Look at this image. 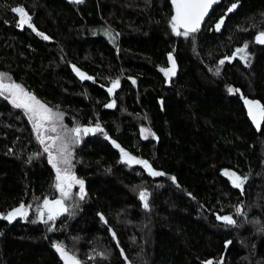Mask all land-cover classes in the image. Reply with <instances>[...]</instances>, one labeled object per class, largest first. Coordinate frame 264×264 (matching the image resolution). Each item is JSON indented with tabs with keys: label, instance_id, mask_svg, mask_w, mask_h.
<instances>
[{
	"label": "trees",
	"instance_id": "16d2710c",
	"mask_svg": "<svg viewBox=\"0 0 264 264\" xmlns=\"http://www.w3.org/2000/svg\"><path fill=\"white\" fill-rule=\"evenodd\" d=\"M257 32L264 0H219L187 37L172 30L169 0H0V79L62 114L45 128L67 135L68 171L84 182L61 196L44 151L51 132L41 144L25 110L0 95V264H66L57 244L79 264H264V121L257 128L242 101L264 105ZM97 125L78 140L71 132ZM55 198L66 211L41 218ZM21 205L26 216L5 218Z\"/></svg>",
	"mask_w": 264,
	"mask_h": 264
},
{
	"label": "snow or ice",
	"instance_id": "6c2138e0",
	"mask_svg": "<svg viewBox=\"0 0 264 264\" xmlns=\"http://www.w3.org/2000/svg\"><path fill=\"white\" fill-rule=\"evenodd\" d=\"M76 3H82L83 0H74ZM216 2V0H172V3L175 7V15L172 17V30L177 36H185L187 37L190 33L196 32L204 17L208 14L209 8ZM236 5L233 4L229 9L231 11L235 8ZM13 12L18 13L20 16V25L23 26L27 24L29 27H32L30 20L31 17L25 12L22 7H16L12 9ZM223 23V19L217 24V29H219L220 25ZM180 29H184L183 32ZM42 35V34H41ZM44 39H48V37H44ZM257 42L264 43V32L260 33L257 36ZM238 51H243L240 49ZM169 60H172L171 55H169ZM221 64L224 61L220 62ZM175 64L173 61V68L165 71V75L169 73L174 74ZM77 74L80 75L81 79H87L83 73L76 70ZM3 74H0L2 76ZM119 86V81H113V88H110L108 91L112 93L115 87ZM229 91H233L229 89ZM4 93H9L11 96V103L16 108H22L25 110L28 115V119L33 123L34 131L37 133L38 139L41 144L45 143L44 133L45 131L55 132V126H51L50 128H45L46 124H52L54 121V117L60 116L62 114L58 112H53V110L47 107L45 104L41 103L35 96L31 95L27 91H25L22 86L18 84H5L2 79H0V95ZM246 105L248 106V114L252 118L257 128H260L261 121H264V105H261L258 101L245 100ZM112 104L107 105V107H112ZM99 130V126L96 128H84L81 129L79 127L73 128L71 132L75 134L76 140L79 139L81 132L83 134H88L90 132H95ZM146 131V130H142ZM49 140L52 141V145H55L57 140H61V137H48ZM52 145H46L44 151L49 155V162L52 164L53 168L56 169V187L60 190L62 197L69 196V190L72 188L73 184L80 185V192H84V182L82 180L76 179V177L68 171V169H64L63 171L59 167L60 163L68 165L70 163L69 156L70 153L67 151V143H61V146L57 150V154H53ZM117 147H119L117 145ZM122 155L127 157L129 161L135 162L138 164H143L150 172L151 175L158 176L163 175V173L155 172L151 170L150 165L146 161L136 160L134 157L128 156L127 153L123 152L121 149ZM233 177V185L237 188H241L244 181L236 176L234 173L231 174ZM175 178H173L174 180ZM148 194L145 191L140 192V199L144 201V207H148L147 203ZM81 199L83 196L81 195ZM24 206L21 205L20 208L13 210L8 214V219H14L17 215H27V212L23 210ZM47 211L48 220H54L57 215H59L62 211H66L64 208L63 200H54L50 201L45 199L43 202V208L40 210V217L43 218L44 211ZM239 211V210H238ZM218 219L227 222L228 224H234L235 221L231 216H219ZM57 252L60 253L61 257L65 260L66 264H79V261L76 260L75 257L70 256L64 249L62 245H55ZM211 264V261L208 262Z\"/></svg>",
	"mask_w": 264,
	"mask_h": 264
},
{
	"label": "rangeland",
	"instance_id": "374dc122",
	"mask_svg": "<svg viewBox=\"0 0 264 264\" xmlns=\"http://www.w3.org/2000/svg\"><path fill=\"white\" fill-rule=\"evenodd\" d=\"M17 14H18V13H17ZM18 24L20 25V16H19V14H18ZM172 68H173V58H172V60L170 61V60H169V56H168V64L162 68V72H163V74L165 75V71H163V70H168V69H172ZM174 69H175V68H174ZM169 75H171V73H169L168 75H165V77L167 78ZM110 86L113 87V82L110 84ZM53 112H56V111L53 110ZM54 123H55V117H54V121H53L52 125H53ZM46 125H47V124H46ZM46 125H45V126H46ZM52 125H51V126H52ZM48 126H49V125H48ZM51 126H50V127H51ZM50 127H49V128H50ZM142 130H143V129H141L140 132H141L142 134H146V131H142ZM48 132H51L52 137H56V136L61 137V140H59L61 143H62V142H63V143H67V135H66V137H65V136H61V135H59V134L57 133V131H55V132L48 131ZM62 135H63V134H62ZM61 143H60V145L58 146V149H59V147L61 146ZM123 152H125V151H123ZM119 153H120V158H121L122 160H124V161H126V162H128V163H132L131 161L128 160L127 157H124V156L122 155V152H121V151H120ZM125 153H127V152H125ZM56 154H57V151H56ZM127 154H128V156H130V157H134L136 160H139L138 157L133 156V155H131V154H129V153H127ZM139 165L142 166V167L145 169V171L148 172V173L150 174L149 170H148L143 164H139ZM59 166H61V169H62V167L68 169V165H65V164H63V163H60ZM151 170L156 172V170H154V169H152V168H151ZM221 172H222V173L228 178V181L231 183V185H233V182H232L233 177H232L231 174L234 173L236 176H238V175L236 174V172H234V171H233L232 169H230V168H223V169L221 170ZM233 186H234V185H233ZM234 187H235V186H234ZM69 192H70V190H69ZM59 193L61 194L60 190H59ZM61 196H62V195H61ZM63 198H64V197H63ZM54 200H58V198H55ZM54 200H50V201H54ZM43 202H44V201H42L41 204H40V207H39V210H38V214L40 213V210L43 208ZM39 216H40V214H39ZM47 216H48V213H47V211L45 210V211H44V216H43V217H44V218H47Z\"/></svg>",
	"mask_w": 264,
	"mask_h": 264
},
{
	"label": "water",
	"instance_id": "95a60500",
	"mask_svg": "<svg viewBox=\"0 0 264 264\" xmlns=\"http://www.w3.org/2000/svg\"><path fill=\"white\" fill-rule=\"evenodd\" d=\"M218 1H219V0H216L215 3H217ZM215 3H214V4H215ZM169 4H170V7H171V14H172V17H173V16L175 15V7H174V5H173V3H172V0H169ZM214 4H213V5H214ZM213 5H212V6H213ZM212 6L209 8L208 13H209L210 9L212 8ZM207 15H208V14H207ZM207 15L204 17V20H205V18L207 17ZM204 20H203V21H204ZM203 21H202V22H203ZM200 25H201V24H200ZM183 30H184V29H183ZM260 33H261V32H257V33L254 35V38H255L256 42H257V39H256V38H257V36L260 35ZM258 43H259V42H258ZM75 71H76V70H75ZM245 100H247L246 97H242V101L245 102ZM208 262H209V260H208L206 263L208 264Z\"/></svg>",
	"mask_w": 264,
	"mask_h": 264
}]
</instances>
